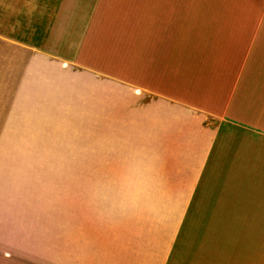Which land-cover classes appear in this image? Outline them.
Listing matches in <instances>:
<instances>
[{
	"label": "crops",
	"instance_id": "1",
	"mask_svg": "<svg viewBox=\"0 0 264 264\" xmlns=\"http://www.w3.org/2000/svg\"><path fill=\"white\" fill-rule=\"evenodd\" d=\"M0 12L15 13L0 41L16 49L1 54L96 82L106 200L72 212L58 264H264V0H0Z\"/></svg>",
	"mask_w": 264,
	"mask_h": 264
},
{
	"label": "rangeland",
	"instance_id": "2",
	"mask_svg": "<svg viewBox=\"0 0 264 264\" xmlns=\"http://www.w3.org/2000/svg\"><path fill=\"white\" fill-rule=\"evenodd\" d=\"M0 22L14 26L15 13ZM16 55L0 53V262L58 264L72 212L106 200L95 182L97 140L101 171L106 160L96 82L46 58L26 69Z\"/></svg>",
	"mask_w": 264,
	"mask_h": 264
}]
</instances>
